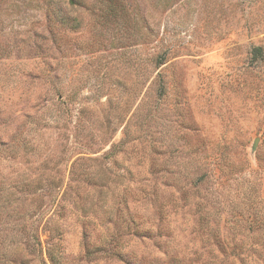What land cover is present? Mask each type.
Listing matches in <instances>:
<instances>
[{"label": "rangeland", "instance_id": "1", "mask_svg": "<svg viewBox=\"0 0 264 264\" xmlns=\"http://www.w3.org/2000/svg\"><path fill=\"white\" fill-rule=\"evenodd\" d=\"M254 46L264 0H0V264H264Z\"/></svg>", "mask_w": 264, "mask_h": 264}, {"label": "trees", "instance_id": "2", "mask_svg": "<svg viewBox=\"0 0 264 264\" xmlns=\"http://www.w3.org/2000/svg\"><path fill=\"white\" fill-rule=\"evenodd\" d=\"M251 53H252L254 59H257V60H263L264 59V48L262 46H254L252 48ZM263 222H264V220H263Z\"/></svg>", "mask_w": 264, "mask_h": 264}, {"label": "water", "instance_id": "3", "mask_svg": "<svg viewBox=\"0 0 264 264\" xmlns=\"http://www.w3.org/2000/svg\"><path fill=\"white\" fill-rule=\"evenodd\" d=\"M258 139H256V141H257Z\"/></svg>", "mask_w": 264, "mask_h": 264}]
</instances>
